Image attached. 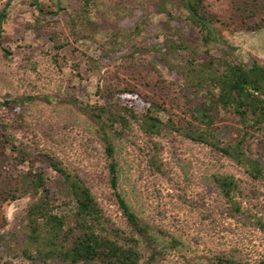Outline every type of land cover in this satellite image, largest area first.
<instances>
[{
    "label": "rangeland",
    "instance_id": "obj_1",
    "mask_svg": "<svg viewBox=\"0 0 264 264\" xmlns=\"http://www.w3.org/2000/svg\"><path fill=\"white\" fill-rule=\"evenodd\" d=\"M6 1L0 0V10ZM38 1L54 10L58 6L63 9L40 19L30 0H12L8 6L0 38V124H8L17 141L33 151H51L75 169L105 214L124 226L109 186L96 125L74 100L93 103L99 100L97 86L114 83L117 76H137L141 68L133 69V56L141 62L156 60L165 80H175L154 50L161 40L157 34L165 16L155 11L152 0H94L90 16L98 31L93 38H84L73 35L69 28L83 0ZM207 3L223 20L217 26L220 39L211 44V52L220 54L225 49L245 67L253 60L264 64V26L247 30L230 19L228 0ZM138 23L142 31L132 40L137 49L122 39L113 44L114 33L128 32ZM170 24L198 44L196 32L185 21ZM51 38L62 47H55ZM185 58L182 51L171 60L183 64ZM125 96L138 112L144 110L141 99ZM225 119L218 124H234ZM224 138H235V133L226 132ZM114 146L119 191L167 246L157 264H215L217 255H233L234 264L264 261V230L257 228L246 213L264 221V180H253L230 159L176 133L147 136L136 122L114 139ZM259 151L262 148L254 137L250 153ZM152 155L162 161L161 171L150 165ZM217 172H229L238 179L245 213L230 212L211 181ZM33 199L28 195L4 205L7 225L0 230V264H30L21 255L25 239L22 217Z\"/></svg>",
    "mask_w": 264,
    "mask_h": 264
},
{
    "label": "trees",
    "instance_id": "obj_2",
    "mask_svg": "<svg viewBox=\"0 0 264 264\" xmlns=\"http://www.w3.org/2000/svg\"><path fill=\"white\" fill-rule=\"evenodd\" d=\"M7 0L0 10V38L4 31ZM229 18L245 25L247 30L264 26V0H228ZM96 2L83 0L73 15L70 30L77 37L93 38L98 31L90 13ZM37 16L44 19L59 10L30 0ZM152 7L165 16L157 37L155 51L174 74L175 80H165L156 60L130 64L137 76L126 79L117 76L114 83L97 86L99 100L93 103L74 102L96 125L107 164L108 182L115 202L124 218V226L107 216L81 175L51 151L35 152L17 141L6 123L0 124V230L7 225L5 204L28 195L34 199L23 213L24 245L21 255L30 264H157L166 253V244L155 235L151 225L142 220L118 189V163L114 139L136 122L147 136L163 131L176 133L241 166L253 180H264V64L253 60L248 67L236 62L223 49L211 52V44L220 39L217 26L223 23L207 0H152ZM185 21L196 32L198 44L187 40L170 21ZM142 31L138 23L128 32L113 34V44L121 39L137 49L133 39ZM55 47L61 48L56 38ZM132 42V43H131ZM183 64L172 62L181 52ZM89 59H92L88 56ZM132 80V81H130ZM135 81V82H134ZM139 86L149 88L152 93ZM138 97L144 110L138 112L125 95ZM230 118L234 124L218 123ZM233 131L235 138L225 139ZM256 138L262 151L250 153V140ZM156 152L158 144L154 143ZM157 171L162 161L150 157ZM55 178V179H53ZM211 181L228 204L231 213L243 214L240 197L243 189L229 172L212 174ZM247 217L264 230L262 218ZM215 264L236 263L233 255L215 256ZM259 264H264L261 261Z\"/></svg>",
    "mask_w": 264,
    "mask_h": 264
}]
</instances>
